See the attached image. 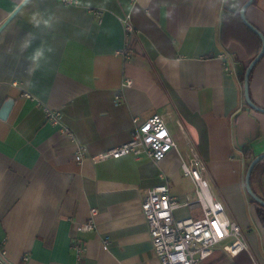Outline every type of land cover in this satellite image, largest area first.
I'll use <instances>...</instances> for the list:
<instances>
[{"label": "crops", "instance_id": "0c3cea01", "mask_svg": "<svg viewBox=\"0 0 264 264\" xmlns=\"http://www.w3.org/2000/svg\"><path fill=\"white\" fill-rule=\"evenodd\" d=\"M24 1L0 0V26ZM247 1L25 2L0 33V263L161 264L142 202L165 182L181 201L195 197L181 170L180 155L191 145L250 248L232 258L218 247L204 264H264V224L246 188L250 164L264 154V113L247 106L244 94L243 75L257 56L240 19ZM127 14L137 29L129 61L122 55ZM246 16L264 35V0ZM125 77L132 84L122 88ZM249 85L264 109V55ZM45 108L61 112L62 125L86 148L84 160L61 127L47 121ZM155 115L166 119L178 151L158 163L92 160L128 142L134 118ZM251 187L264 200V160ZM94 209V230L80 232ZM196 213L181 208L175 216ZM77 240L86 244L82 260Z\"/></svg>", "mask_w": 264, "mask_h": 264}, {"label": "built area", "instance_id": "2783aa9c", "mask_svg": "<svg viewBox=\"0 0 264 264\" xmlns=\"http://www.w3.org/2000/svg\"><path fill=\"white\" fill-rule=\"evenodd\" d=\"M69 7L79 5V0H59ZM136 0H132L135 2ZM101 16L100 12L96 13ZM123 27L127 35V43L122 50L125 61L132 59L134 47L132 39L137 29L131 22L130 14L122 18ZM225 62L228 60L223 55ZM225 70L230 72L227 63ZM132 84V80L125 77L122 88ZM32 98L30 95H24ZM117 101L121 95L116 96ZM47 121L52 125L61 127L69 139L77 144L76 158L81 161L87 157L86 148L76 142L74 134L61 123V112L45 108ZM133 131L131 139L114 148L100 153L92 160L94 162L108 159H120L132 156L135 159H147L160 162L172 151H178L179 145L167 127L164 116L155 115L145 122L138 118L133 119ZM181 156V170L185 177L192 180L195 187V197L181 201L171 194L167 182L151 189L142 202V212L149 226V233L153 249L161 264H203L211 258L218 247H222L230 257L236 258L241 253L250 250L242 227L231 219L224 204L214 195L211 181L208 177L207 166L194 146H189L186 154ZM165 180V176L162 175ZM181 208L190 211L200 210V214H193L188 218H176L175 213ZM97 211L92 210L91 218L77 229L80 232L94 230L93 217ZM77 258L82 260L86 251L83 240H77L74 245ZM2 253L0 252V257ZM5 264V263H0ZM253 264H258L254 262Z\"/></svg>", "mask_w": 264, "mask_h": 264}, {"label": "water", "instance_id": "95a60500", "mask_svg": "<svg viewBox=\"0 0 264 264\" xmlns=\"http://www.w3.org/2000/svg\"><path fill=\"white\" fill-rule=\"evenodd\" d=\"M26 1H24L9 17L8 19L0 26V33L1 31L5 28V26L15 17V15L19 12V10L21 9V7L25 4ZM254 0H248L247 3L242 7L241 11H240V15L241 18L243 20V22L245 23V25L250 28L254 33H256L259 38L262 41V48L260 50V52L258 53V55L251 61V63L248 65L246 72H245V81H244V94H245V99L247 104L254 110L259 111L261 113H264V109L258 107L251 99L250 96V77H251V73L254 69V67L257 65V63L260 61V59L262 58V56L264 55V35L252 24L249 22V20L247 19L246 16V10L249 6H251L253 4ZM264 160V154L259 155L258 157H256L252 163L250 164L247 174H246V188L247 191L249 193V195L252 197V199L254 201H256L258 204H260L262 207H264V200L261 199L252 189L251 187V176L253 173V170L255 168V166L260 162Z\"/></svg>", "mask_w": 264, "mask_h": 264}, {"label": "trees", "instance_id": "16d2710c", "mask_svg": "<svg viewBox=\"0 0 264 264\" xmlns=\"http://www.w3.org/2000/svg\"><path fill=\"white\" fill-rule=\"evenodd\" d=\"M254 2H255V0H254ZM240 19H241V21H242V18H241V16H240ZM242 23H243V25L245 26V28H246V30H247V36L249 37V41L250 40H253L254 41V43L257 45V48H256V55H258V53L260 52V50H261V48H262V41H261V39L259 38V36L256 34V33H254L250 28H248L245 24H244V22L242 21ZM244 42V44H245V46L246 47H248L249 46V42H245V41H243ZM255 55V56H256ZM244 78H243V81L245 80V73H244ZM247 106H249L248 104H247ZM250 107V106H249ZM245 152H247L248 153V150H245ZM247 156H248V158H251V156L250 155H248L247 154ZM263 161V160H262ZM262 161H260L259 163H261ZM258 163V164H259ZM257 164V165H258ZM256 165V166H257ZM255 166V167H256ZM255 169V168H254ZM254 171V170H253ZM258 206H259V208H258V214H259V217H260V219H261V221H262V223L264 224V207H262L260 204H258L256 201H254Z\"/></svg>", "mask_w": 264, "mask_h": 264}, {"label": "clouds", "instance_id": "9594fccd", "mask_svg": "<svg viewBox=\"0 0 264 264\" xmlns=\"http://www.w3.org/2000/svg\"><path fill=\"white\" fill-rule=\"evenodd\" d=\"M50 51H51V49H49ZM41 55V53L39 52V51H37V53H36V57H38V56H40ZM36 57H33V59H35Z\"/></svg>", "mask_w": 264, "mask_h": 264}, {"label": "rangeland", "instance_id": "374dc122", "mask_svg": "<svg viewBox=\"0 0 264 264\" xmlns=\"http://www.w3.org/2000/svg\"><path fill=\"white\" fill-rule=\"evenodd\" d=\"M204 264V263H203Z\"/></svg>", "mask_w": 264, "mask_h": 264}]
</instances>
